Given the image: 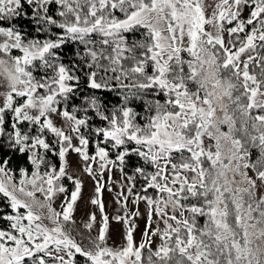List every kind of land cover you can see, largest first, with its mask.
Here are the masks:
<instances>
[{"label":"snow or ice","instance_id":"6c2138e0","mask_svg":"<svg viewBox=\"0 0 264 264\" xmlns=\"http://www.w3.org/2000/svg\"><path fill=\"white\" fill-rule=\"evenodd\" d=\"M0 264H264V0H0Z\"/></svg>","mask_w":264,"mask_h":264},{"label":"rangeland","instance_id":"374dc122","mask_svg":"<svg viewBox=\"0 0 264 264\" xmlns=\"http://www.w3.org/2000/svg\"><path fill=\"white\" fill-rule=\"evenodd\" d=\"M209 2H211V0H209ZM60 124L61 122L57 120V125L60 126ZM67 159L70 174H73L75 177H78L83 182L82 198L80 201H78L77 210L75 213L76 224L70 227L74 229L73 235L78 241L82 240L84 244H88L89 234L87 233V230L83 228V224L87 221L89 214L92 212L96 213L98 221L100 219V213L98 211V208L90 203L91 199L95 195V181L91 176L84 172L83 169L85 166V162L80 159L78 154L70 153ZM92 166L94 169H96L98 167V164L93 163ZM109 176H111V179H109ZM103 182L105 183V189L102 193V199L105 203V212L110 218L109 244L119 245L122 242L125 228L121 222L115 221L114 219H112V217L116 215H123L124 210L121 208V205L117 203V194L121 191H124L123 185L125 182L121 179V173L116 168H113L111 173H109L108 171L104 172ZM109 188L111 189V191L108 190ZM62 199V197L58 198L55 204L53 205L57 208V210H60L59 204ZM130 200L128 203L129 213L137 210L141 213L140 216L133 218L139 226L135 234L136 239L139 240L140 233L143 230L146 221L145 205L143 203H140L139 205H133L131 204ZM95 234V231H93L90 235L95 236Z\"/></svg>","mask_w":264,"mask_h":264},{"label":"trees","instance_id":"16d2710c","mask_svg":"<svg viewBox=\"0 0 264 264\" xmlns=\"http://www.w3.org/2000/svg\"><path fill=\"white\" fill-rule=\"evenodd\" d=\"M94 152H95V147H94V145H92V146H90V148H89V153H90V154H93ZM55 162H56L57 164H59L58 160L55 161ZM133 163H135V158H132V159L130 160L129 167H127V168L125 169V171L128 172L129 174H131V171H132L131 165H132ZM64 183H65L66 186H68V187L71 189V187H72V186H71V182L65 180ZM139 186H140V183L138 182V184H137V188H139Z\"/></svg>","mask_w":264,"mask_h":264}]
</instances>
